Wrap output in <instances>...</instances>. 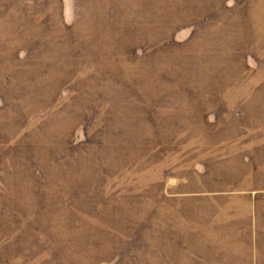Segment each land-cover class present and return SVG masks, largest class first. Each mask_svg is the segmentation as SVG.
I'll return each mask as SVG.
<instances>
[{
	"label": "rangeland",
	"instance_id": "374dc122",
	"mask_svg": "<svg viewBox=\"0 0 264 264\" xmlns=\"http://www.w3.org/2000/svg\"><path fill=\"white\" fill-rule=\"evenodd\" d=\"M0 264H264V0H0Z\"/></svg>",
	"mask_w": 264,
	"mask_h": 264
}]
</instances>
